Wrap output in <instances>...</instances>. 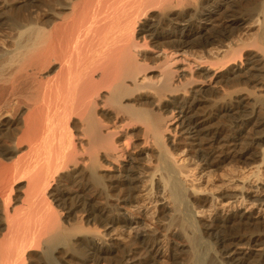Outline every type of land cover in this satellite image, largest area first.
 Segmentation results:
<instances>
[{
	"label": "bare ground",
	"instance_id": "6f19581e",
	"mask_svg": "<svg viewBox=\"0 0 264 264\" xmlns=\"http://www.w3.org/2000/svg\"><path fill=\"white\" fill-rule=\"evenodd\" d=\"M235 1L242 0H0V29L10 34L0 46V264L70 257L75 264H264V232L249 230V216L236 210L208 223L198 216L209 201L264 206L249 178L219 194L194 184L202 166L250 165L253 180L264 175V83L251 99L237 94L260 81L264 41L221 44L248 20L236 15ZM254 1L244 10L254 12L264 39V2ZM215 41L223 58L215 54L207 76H194L187 51ZM249 46L257 51L242 61ZM220 82L236 90L216 88ZM208 91L222 93L208 95L209 103ZM212 116L228 125L207 124ZM177 129L180 139L171 135ZM185 151L188 161L178 156ZM141 193L166 223L120 250L103 241L101 228H83L90 221L130 227L126 215ZM71 215L84 221L70 224ZM257 242L256 257L239 248Z\"/></svg>",
	"mask_w": 264,
	"mask_h": 264
},
{
	"label": "rangeland",
	"instance_id": "374dc122",
	"mask_svg": "<svg viewBox=\"0 0 264 264\" xmlns=\"http://www.w3.org/2000/svg\"><path fill=\"white\" fill-rule=\"evenodd\" d=\"M9 1V3L10 4H14V5H19L20 3H19V0H8ZM241 2V3H240ZM256 4H258L259 6H260V4L262 5V2H264V0H262V2H261V0H256V1H254ZM243 3V4H242ZM221 4H223V2H221ZM233 4H234V6H233ZM233 4H231L232 5V7H233V9L235 10V13H236V15L237 16H244L245 18L247 17L248 18V20H246L245 22L246 23H244L243 24V26L241 25L240 27H239V29H238V31H237V29H234V30H236V31H232V34H231V37L233 36V38H229L228 40H227V42H226V40H225V42H222L221 44L222 45H224V47H225V45H231V43L233 44V45H237V44H239L237 41H239V38H243V40H241V41H243V42H245L244 41V39L246 40V42L245 43H251L249 40H253L254 39V37H256V39H254V40H256L255 42H263L264 41V39H262L261 38V33H260V31H259V27H258V21L256 20V19H254L256 16L254 15V12H253V14H252V16L250 15V16H248V14H246V11L244 10L245 9V7L244 6H246V4H247V0H242V1H235V3H233ZM241 4V5H240ZM257 5V6H258ZM237 6V7H236ZM240 6H241V8H240ZM243 6V7H242ZM258 6V7H259ZM238 8V9H237ZM243 8V9H242ZM260 9H264V5H263V7L262 6H260L259 7ZM242 9V10H241ZM240 12H239V11ZM243 11H245V12H243ZM239 13V14H238ZM24 14V13H23ZM242 14H244V15H242ZM217 15V14H216ZM255 17H254V16ZM250 17V18H249ZM251 17H253L252 19H251ZM246 18V19H247ZM213 19V18H212ZM211 19V20H212ZM249 19H251V23H250V20ZM213 20H215V19H213ZM254 20V21H253ZM215 22V21H214ZM257 22V23H256ZM247 24V25H246ZM255 24V25H254ZM245 26V27H244ZM207 27H210L211 28V23H210V26L208 25ZM6 28V25H4V27L3 28H1L0 30H1V32H0V46H4L5 45V43L8 41V37L7 36H9L8 35V33L7 32H9V30L8 29H5ZM258 28V29H257ZM255 29V30H254ZM233 30V29H232ZM261 30V29H260ZM255 31H256V33H255ZM262 32V31H261ZM6 33H7V35H6ZM258 33V34H257ZM260 33V34H259ZM4 34V35H3ZM234 34H236V36L234 35ZM240 34V35H239ZM251 34V35H250ZM256 36H255V35ZM247 35H248V37L250 38H248L247 37ZM250 35V36H249ZM4 36V37H3ZM246 36V37H245ZM252 36V37H251ZM6 37V39H4ZM237 38V39H236ZM247 38H248V41H247ZM257 38L259 39V40H261V41H259V40H257ZM232 39L234 40V41H232ZM251 40V41H252ZM241 41H239V42H241ZM4 42V43H3ZM231 42V43H230ZM237 42V43H236ZM254 41H252V43H253ZM219 41H215L214 43H211V44H209L206 48H205V51H202V49L200 48V47H198V46H194L193 48H191V49H189L187 52H188V54L186 53V55H187V58L189 59V61L191 62V63H193L192 64V66L195 68H192V70H190L192 73H194V76H198V74H199V72H200V74L201 73H203V74H199L200 76L199 77H206L207 76V74L205 75V73H206V69L207 68H210L211 66H212V62L214 61L215 62V60L216 59H214V57L215 58H217V56H218V58L217 59H221V58H223L222 57V51L224 50V47H222L221 46V44H220V46H219ZM224 43V44H223ZM4 44V45H3ZM215 44V45H214ZM235 45V46H236ZM219 47V48H218ZM211 49V50H209V49ZM216 48V49H215ZM218 48V49H217ZM247 48L248 47H246V48H244V51H243V54H242V57H241V59H242V61L244 60L245 61V59L247 58V57H249L250 55H252L255 51H257V49H256V47L255 48H253V49H256V50H253L252 49V47L251 46H249V49L247 50ZM206 49H207V51H206ZM213 49V50H212ZM223 49V50H222ZM222 50V51H221ZM247 50V51H246ZM192 51V52H191ZM194 51V52H193ZM201 53H200V52ZM210 51H213V52H210ZM202 52H203V54H202ZM209 52V53H208ZM216 52V53H215ZM182 53V52H181ZM192 53H194L193 55H192ZM214 53V54H213ZM217 56H216V55ZM222 54V55H221ZM195 55H197L198 57H196ZM199 55H200V57H199ZM195 57L194 59H193V57ZM205 58V59H203V57ZM208 56V57H207ZM210 56V57H209ZM221 56V57H220ZM207 57V58H206ZM192 58V59H191ZM200 58H202V60L200 59ZM210 58V59H209ZM210 60V63H207V61H209ZM214 59V60H213ZM193 60L195 61L196 60V62L194 63L193 62ZM197 60L199 61V63L200 62H202V63H200L199 65H197ZM206 61L205 63H204V61ZM213 62V63H214ZM204 63V65H202ZM207 64H210L209 65V67H208V65ZM196 65V66H195ZM200 65H202V66H200ZM200 66V67H199ZM199 67V68H198ZM204 68V69H203ZM201 70V71H200ZM203 70H206V71H203ZM196 71V72H195ZM157 73V72H156ZM155 73V74H156ZM196 73H198L197 75H196ZM261 76H263V77H261ZM258 77V79H260V81L259 80H257V82L256 81H251V83H249V82H247L246 84H242V85H240V91H238L239 93H237L238 95L240 94V95H243V96H248V98L249 99H251V98H253V96H254V94H258V93H260L259 91H261L262 90V87H261V83H264V72H262L261 73V75L260 76H257ZM256 77V78H257ZM258 81L260 82V83H258ZM223 82H220V84L219 83H217L216 84V88H222V86L221 85H225V83H223ZM255 83H257V84H255ZM249 84H250V86H249ZM219 87H218V86ZM223 85V86H224ZM246 85H247V87H246ZM253 85V86H252ZM255 85V86H254ZM257 85V86H256ZM227 85H225V87H226ZM243 86V87H242ZM222 88V90H227L228 91V89L230 90H232V88H230L229 86L228 87H226V88ZM242 87V88H241ZM254 87V88H253ZM256 87V88H255ZM258 87L260 88V89H258ZM251 88V89H250ZM243 89V90H242ZM244 89H245V91H244ZM254 89V90H253ZM209 90V89H208ZM230 90V91H231ZM236 89L234 88L233 90H232V92H234ZM238 90H239V88H238ZM247 90V91H246ZM209 91H211V90H209ZM209 91H208V94L205 96V98H204V100H208L209 101V103H210V101L211 100H209V97L211 96H213L212 98L213 99H216L215 98V96L217 95V94H212V93H209ZM229 91V92H230ZM244 91V92H243ZM252 91H254L253 93H252ZM243 92V93H242ZM248 92H249V94H248ZM221 91H220V94H218L217 95V97L219 96L220 97V95H221ZM242 93V94H241ZM247 93V94H246ZM252 93V94H251ZM212 94V95H211ZM236 94V93H235ZM252 96H251V95ZM208 95H210V96H208ZM215 95V96H214ZM249 96H251V97H249ZM210 97V99H212ZM218 97V98H219ZM203 100V99H202ZM208 101H206V102H208ZM209 103H207L206 105H207V107H206V105H205V103H204V105H205V110H209L208 108H209V106H210V104ZM211 104H212V102H211ZM203 110V109H202ZM178 110H175V115H177V112ZM263 111V112H262ZM264 110L262 109L261 111H260V113H259V117H261L263 120H264ZM261 114V115H260ZM206 118H208L207 116H205V119ZM220 118H222V119H220ZM224 117L222 116H212L211 118H210V120H204V121H207L206 123L208 124V122H210L211 124H212V126L213 127H226V125H228V121H227V119L226 118H224ZM260 118V119H261ZM177 119H178V117L177 118H175V120L177 121ZM218 119H219V122H218ZM261 119V120H262ZM217 121V122H216ZM218 123V124H215V123ZM224 122V123H223ZM226 123V124H225ZM206 124V125H207ZM219 124H221V126L219 125ZM222 124H224V125H222ZM214 125H217V126H214ZM173 133H174V135H173ZM177 134H179L180 135V131H179V129H177L176 130V132L175 131H173L172 133H171V135H173V136H175V135H177ZM251 134H253V132L251 133H249L248 135H251ZM179 135H177V136H175V138H177V139H180V137H179ZM182 142H184V141H182ZM186 154V155H185ZM181 155V156H180ZM179 157H183V158H187V159H185L186 161H188L189 160V156L190 155H187V152L185 151V153L183 154V153H179V155H178ZM189 157V158H188ZM193 162V161H192ZM231 164L229 163V165L228 166H230ZM254 165V164H253ZM228 166H226V165H223V166H220V167H218V166H215V167H209V168H205V166H204V168H202V167H199L198 168V170H197V172H196V175H197V177H196V181L198 182H194V181H191V183H190V180H187V182H186V184H187V186H189V185H191L192 184V182H194V184L195 185H197V187H198V189H200V190H206V189H208V188H212L211 190H213V191H211V190H209V191H211L212 193H215L216 194V192H217V194H219L220 193V189H221V191L223 190V191H226V190H228V191H226V192H231L232 190H234V192H236V191H239L240 190V188H241V185H242V182H244L247 178H249L248 180L249 181H246V183L247 182H250V183H248L247 184V186H250L251 185V187L252 188H250L249 189V192H251V194L253 195V196H255V197H263L264 196V191H260L259 189H257V186H262V189L264 188V175L261 177V181H257L256 180V178H255V180H253V176L252 175H250L251 174V166L250 165H248V166H246V165H243L244 167L243 168H240L241 170L239 171V168H237V167H235V166H230L229 167V169H228ZM224 167H226L225 169H227V171L225 172V170H224ZM220 170H219V169ZM233 168H235L234 170H233ZM250 168V169H249ZM214 169V170H213ZM218 171H216V170ZM263 169H264V166H263ZM200 170V171H199ZM202 170V171H201ZM212 170H213V172H212ZM222 170H224V171H222ZM236 170H238L237 172H235ZM221 171V172H220ZM231 171L233 172V174L231 173ZM212 172V173H211ZM209 173V174H208ZM228 173H230V174H228ZM215 174V175H214ZM219 174V175H218ZM220 174H222V175H220ZM228 174V175H227ZM231 176H233L232 178H231ZM251 176V177H250ZM253 177V178H252ZM234 179H236V180H234ZM238 179V180H237ZM229 180H231V181H229ZM240 180V181H239ZM243 180V181H242ZM238 181V182H237ZM257 181V182H256ZM217 183V184H216ZM220 183V184H219ZM230 183V184H229ZM252 183V184H251ZM213 184H215V185H213ZM20 185H24V182H22V183H20ZM218 186V187H217ZM221 186V187H220ZM239 186V187H238ZM203 187H205L206 189H204ZM214 187H216V189H213ZM239 189H238V188ZM254 187V188H253ZM203 188V189H202ZM225 189V190H224ZM218 190H219V192H218ZM230 190V191H229ZM258 190V191H257ZM207 191V190H206ZM222 191V192H223ZM260 191V192H259ZM262 192V193H261ZM141 194H143V193H141ZM139 195L138 196V198H136L137 200H135V202L133 203V205H132V207H130V210H132L131 212H133L134 214H132L131 212H127V217H129L130 219H132L133 220V224L130 226V227H102L101 225H97V223L95 224V222H93V223H91L92 221H90L89 223H84V222H82V221H84V217H83V215H81V216H78V215H71L70 216V220H69V223L70 224H74V223H72V221H73V219H74V221H76V223H77V221H79L80 219V221L79 222H82V225L84 226V224H86L83 228L85 229V227H87V228H89L87 231H93V232H97L96 231V229H98V228H101V229H99L98 230V232L101 234V235H103L104 236V238H103V241L104 242H106V244L107 245H111V246H116V249H118V250H120V249H122L125 245H127V244H129L130 242H129V240L132 238V237H134L136 234L138 235V234H141V233H146V232H149V231H151L152 229H154L155 227H157L158 225H162L161 224V222L163 223L164 221H159L157 218L159 217L158 215H153V213L152 214H150L153 210H148L149 208H151L152 206H153V204H151V203H149V200L147 199V197L146 196H144V194L143 195ZM156 195V196H155ZM154 197H156V198H159V194H156V193H154L153 194V198ZM225 200V202L222 200V201H216V203H214V204H212L210 201L209 202H204V203H202V204H204V210H203V214H201V215H198V216H201V217H199L200 219H202V221H204L205 223H208V222H210L209 220H211V218L212 217H214V216H220V217H227V216H229V214H231L232 212H234V211H241L242 213H244V214H246L247 216H249L250 218L248 219V220H244V222L246 223V226L247 227H250L249 228V230H259V231H261V232H264V206H262V207H260L258 204H256V203H249V202H244L243 204H242V206H238L237 208L236 207H234V208H232L231 207V205H230V203H231V201L230 200H226V199H224ZM228 201V202H227ZM230 201V202H229ZM142 202V203H141ZM166 203L167 204V202H168V200L166 201V200H164V201H160V202H158V204L160 205L161 203ZM217 202H219V203H217ZM223 202V203H222ZM227 202V203H226ZM162 203V204H163ZM211 203V204H210ZM144 204H146V205H144ZM216 204V205H215ZM18 205H20L19 203L17 204V206ZM150 205V206H149ZM254 205V206H253ZM208 207V208H207ZM225 209H224V208ZM226 207H227V209H226ZM228 207H230V208H228ZM259 207V208H258ZM233 210H232V209ZM147 209V210H146ZM208 210V211H207ZM214 211V212H213ZM231 211V212H230ZM246 211V212H245ZM259 211V212H258ZM230 212V213H229ZM207 213V214H206ZM228 213V214H227ZM59 214H63V213H59ZM206 214V215H205ZM60 215V216H61ZM130 215V216H129ZM64 215H62V217H63ZM77 217V218H76ZM80 217H82V218H80ZM254 217V218H253ZM156 219H157V221H156ZM72 220V221H71ZM161 220H164V219H161ZM73 221V222H74ZM260 221V222H259ZM167 222V220L164 222V223H166ZM75 223V224H76ZM136 223V224H135ZM164 225V224H163ZM250 225V226H249ZM89 226V227H88ZM86 228V229H87ZM91 228V229H90ZM112 228H114V229H112ZM129 228V229H128ZM133 228V229H132ZM255 228V229H254ZM149 229V230H148ZM151 229V230H150ZM110 231V232H109ZM108 232V233H107ZM123 232V233H122ZM206 238V241H208L209 243L211 242V246H212V249H211V251L213 252V250L214 251H218L219 249H218V247H216V245H214L212 242V238H209V237H207V236H205ZM106 238V239H105ZM208 239V240H207ZM127 240V241H126ZM100 241H102V240H99V242ZM121 241V242H120ZM258 243V242H257ZM253 243V245H251V246H247V245H243L242 246V244H241V246H239V248H241V249H243V250H250L251 252H252V255H254L255 257L258 255V251H260L261 250V247H262V245L260 244V243ZM258 245V246H257ZM259 245H260V247H259ZM252 247V248H251ZM165 248V247H164ZM163 248V251H164V255L165 256H167V254H169V251H167L166 249H164ZM258 249V250H257ZM256 254V255H255ZM71 258V260L67 263V264H75V261H76V258L75 257H70ZM166 262H164L163 260H162V262L160 261V264H165Z\"/></svg>",
	"mask_w": 264,
	"mask_h": 264
}]
</instances>
